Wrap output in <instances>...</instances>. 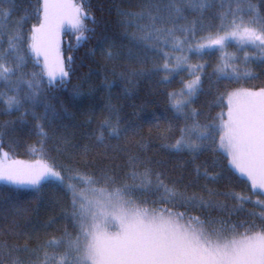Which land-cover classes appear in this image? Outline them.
Returning <instances> with one entry per match:
<instances>
[{
    "label": "snow or ice",
    "instance_id": "snow-or-ice-1",
    "mask_svg": "<svg viewBox=\"0 0 264 264\" xmlns=\"http://www.w3.org/2000/svg\"><path fill=\"white\" fill-rule=\"evenodd\" d=\"M14 8L15 0H0V15L5 20ZM117 13L123 18L121 24L136 29L127 33V38L143 50L138 62L153 60L150 70H133L129 77L134 80L164 73L159 81L162 84L172 83L181 72L192 77L186 82L181 78L184 87L180 91L166 93L172 114L155 120L157 128H161V119L168 122L160 138L171 140L160 147L172 155L187 154L193 159L205 151H222L227 163L247 179L251 189H259L255 203L264 207V0L259 5L252 0H143L140 11L118 8ZM35 19L30 37L24 36L19 27L11 31L6 24H0V41L7 37V47L0 45V82L9 85L8 92H0V104L5 113L24 109L25 116L38 121L34 133L38 139L28 147L46 154L49 132L39 121L52 123L57 113L51 105L44 106L43 115L35 108L45 84L48 89L63 86L70 77L71 69L66 67L60 51L61 30L69 25L79 33L78 43L87 41L85 34L94 29L85 21L95 22V17L89 15L84 4L74 0H37ZM233 41L242 55L226 51ZM28 51L42 57L43 63L39 73H30L31 78L25 79ZM176 51L182 55H174ZM214 51L221 53L211 73L217 82H261L221 94V101L226 97V113L222 111L201 122V112L193 104L204 91V79L209 75L206 69L211 65L191 64L190 59L191 55L202 58ZM106 55L112 59L116 53L109 50ZM9 57L11 66L6 62ZM241 62L245 67H240ZM252 64L259 65L261 72L252 71ZM106 86L110 89L113 85ZM75 95H80L78 90ZM29 104L31 110L25 107ZM106 108L108 115L96 130V140L101 145L135 131L131 126L121 127L119 110L114 105L109 103ZM180 120L184 121L182 127L173 124ZM93 122L89 117L88 123ZM13 123L6 122L5 127ZM4 135L0 134V180L35 186L39 191L42 181L54 177L70 197V211L61 219L67 218L74 231L62 229L59 238L52 236L41 242L34 228L29 233L13 222L10 234L27 239L23 244L0 242V264H264V211L250 212V218L243 221L231 220L244 211L245 203L252 202L250 196L208 187L204 188L206 196L189 193L187 189L195 187V182L181 190L177 181L165 182L163 173H156L149 162L136 155L128 157L129 171L120 177L107 172L97 176L72 167L57 171V167L65 166L56 165L51 158L34 163L13 159L3 151ZM203 175L209 181L222 178L219 173L209 174L207 169ZM73 181L105 187L92 188L96 194L89 198ZM219 196H231L240 201V206L229 209L216 199ZM193 212L201 215H192ZM215 212L221 215H213ZM55 223L52 220L44 227L50 229ZM28 239L35 240L36 246H30Z\"/></svg>",
    "mask_w": 264,
    "mask_h": 264
},
{
    "label": "trees",
    "instance_id": "trees-1",
    "mask_svg": "<svg viewBox=\"0 0 264 264\" xmlns=\"http://www.w3.org/2000/svg\"><path fill=\"white\" fill-rule=\"evenodd\" d=\"M74 2L84 4L89 15L95 17V22L85 21L94 31L86 33L87 41L79 43L76 39L79 33L74 29L67 30L63 34L60 51L66 67L71 69L70 77L63 86L48 89L45 84V92L35 108L37 113L43 115L44 106L51 105L57 113V118L52 123L39 121L45 124V130L49 132L47 153L43 154L39 149L34 152L28 147V145H35L38 139L34 134L38 121L31 115L25 116L24 109L10 114L5 113L3 104H0V134L6 133L3 136V151L9 152L16 160L41 158L42 161H49L51 158L56 165L65 166V169L57 167V170L62 172L67 167H72L88 174L95 173L99 176L107 172L117 177L129 171L128 157L136 155L143 161L149 162L156 173H163L165 182L177 181V187L181 190L195 182V187L187 189L189 193L195 191L206 196L204 188L208 187L219 192L250 196L252 202L245 203L244 211L231 217L233 222L249 219L250 212L264 211V207L255 203L259 192L251 189L247 179L240 176L227 163L226 154L222 151L220 153L205 151L193 159L187 154L172 155L160 147L162 143L171 140L169 138L168 141H163L160 138V133L168 126V122L161 119L159 121L161 128H157L155 120L156 117L172 114L166 93L181 90L184 86L181 78L186 82L192 77L188 72H181L172 83L162 84L159 81L160 77L165 75L164 73L136 77L134 80L128 76V73L133 70H150L153 60L149 59L143 64L138 62L137 57L143 50L127 38V33L136 29L120 23L123 18L118 15L117 9L140 11L143 0H74ZM252 2L260 4V0H252ZM36 4L37 0H15V8L10 18L5 20L0 15V24H6L11 31L19 27L24 36L30 37L29 30L37 23ZM201 35L205 34L201 33ZM6 39L5 36L3 41H0V45L4 48L7 47ZM27 43H30V39ZM109 50L116 53L112 59L106 55ZM168 50L171 51V48ZM227 50L242 55L236 43H230ZM247 51L251 52L252 49ZM187 54L184 53V55ZM174 55L180 56L182 53L176 51ZM69 57L71 61L68 60ZM220 57L219 51H214L202 58L191 55V64L207 62L211 65L206 69L209 75L204 79V91L193 104V107L201 112L199 117L201 122H207L209 117L214 118L218 113L227 110L226 97L221 101V94L240 87H251L261 82L241 81L239 84L224 80L217 82L211 73ZM26 60L27 66L23 71L25 79H30L28 74L41 71L39 65L43 63V60L35 57L31 51L27 52ZM6 62L11 66V57ZM156 62L162 63L159 60ZM249 67L252 71L261 72V67L257 64ZM121 73L125 76L122 77ZM261 79L264 80V77ZM109 83L113 85L110 89L106 86ZM77 90L80 95H75ZM8 91L9 85L0 82V92ZM9 94L13 93L9 92ZM109 103L119 110L121 127L131 126L135 131L130 130L125 138L119 140L108 139L101 145L96 140V130L99 122L108 115L106 105ZM25 107L29 110L32 108L30 104ZM68 113L71 115H67ZM89 117L94 119L93 123H88ZM21 120H25L26 123H20ZM9 121L15 123L5 127L6 122ZM176 123L182 127L184 121L173 122V124ZM173 135L178 137L179 134L174 132ZM10 144L16 146L13 148L9 146ZM217 162L220 166H217ZM205 169L209 174H221L222 178L218 181L207 180L203 175ZM94 186L105 187L99 184ZM216 199L227 204L229 209L240 206V201L231 196H219ZM69 200L70 197L61 187H58L56 180L42 181L39 191L35 186L0 181V242L7 240L9 243L23 244L27 239V237L17 238L10 234L13 222L20 224L29 233L34 228L41 242L52 236L59 238L62 235V229L74 231L67 218L61 219L70 211ZM192 215L200 216L201 213L193 212ZM213 215L221 214L215 212ZM52 220L56 221L53 227L45 228L44 226ZM28 243L32 247L36 246V241L33 239H28Z\"/></svg>",
    "mask_w": 264,
    "mask_h": 264
},
{
    "label": "rangeland",
    "instance_id": "rangeland-1",
    "mask_svg": "<svg viewBox=\"0 0 264 264\" xmlns=\"http://www.w3.org/2000/svg\"><path fill=\"white\" fill-rule=\"evenodd\" d=\"M72 28H71V26H69V25H65L63 28H62V30H61V33H60V47H61V42H62V37H63V34H64V32L65 31H67V30H71ZM232 43H236V42H232ZM237 44V43H236ZM226 51L228 52V53H233V52H229L227 49H226ZM187 54V53H186ZM187 55H191V54H187ZM239 55V54H238ZM42 58V57H41ZM240 67L241 68H243V67H245V65L241 62L240 63ZM192 79V78H191ZM184 87V86H183ZM180 91V90H179ZM178 92V91H177ZM227 111V110H226ZM226 111H224L225 113H226ZM20 161H24V162H26V163H34L35 161H37V160H42L41 158H36V159H34V160H23V159H19ZM232 167V166H231ZM233 168V167H232ZM234 169V168H233ZM57 170V169H56ZM239 175H240V173L236 170V169H234ZM58 171V170H57ZM241 176V175H240ZM243 177V176H242ZM245 178V177H244ZM246 179V178H245ZM45 180H55V178L54 177H48V178H46ZM0 181H5V180H0ZM7 182V181H6ZM75 183H76V181H75ZM76 184H78V187L80 188V191L82 192V194L84 195V196H86V197H89V198H91V197H93L96 193H94L93 191H92V188H97L96 186H94V185H91V186H89L86 182H83V181H77V183ZM80 185V186H79ZM256 192H259V189H254Z\"/></svg>",
    "mask_w": 264,
    "mask_h": 264
}]
</instances>
